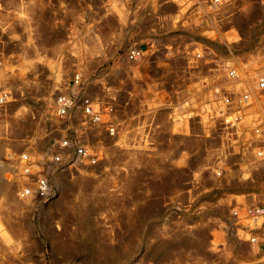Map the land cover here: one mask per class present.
I'll return each instance as SVG.
<instances>
[{
    "label": "rangeland",
    "instance_id": "1",
    "mask_svg": "<svg viewBox=\"0 0 264 264\" xmlns=\"http://www.w3.org/2000/svg\"><path fill=\"white\" fill-rule=\"evenodd\" d=\"M260 76L264 0H0V264H264V108L221 102ZM24 153L48 198L17 196Z\"/></svg>",
    "mask_w": 264,
    "mask_h": 264
},
{
    "label": "built area",
    "instance_id": "2",
    "mask_svg": "<svg viewBox=\"0 0 264 264\" xmlns=\"http://www.w3.org/2000/svg\"><path fill=\"white\" fill-rule=\"evenodd\" d=\"M215 2H220L221 0H214ZM142 54L141 49L134 48L131 49L128 52V57L131 59H136ZM230 77H237L236 70L230 69L228 71ZM74 85H78L80 83L79 76H75L73 78ZM257 87L262 92L264 91V76H260L257 80ZM261 95V94H260ZM7 96L6 92H3L0 94V103L5 100ZM256 100L258 104L264 108V97L262 96H253L250 92H242L238 99L232 100L229 96L225 95L222 97L221 102L222 106L225 108H229L233 105H237L239 108H244L249 106L253 103V100ZM55 109L56 114L59 117H65L69 110L74 106V98L72 95L68 93H60L55 97ZM79 108L81 110L83 120L91 125L98 124L101 122L102 114L103 113H111L113 108L109 103L106 104H95L90 98L83 97L79 101ZM240 111V109L238 110ZM220 116L222 117V123L225 128H232L235 127V124L239 121L241 118L240 115H226L224 110H220ZM231 117V118H230ZM108 130L110 134L114 133L115 125L110 124L108 125ZM229 130V129H228ZM259 130L256 129V132ZM70 147V142L67 139H62L58 142L57 148L58 153L54 154L50 160L55 162H61L62 161V151ZM73 149L75 152V156L77 157V160L79 162H82L84 159L90 161V163H95L96 157L92 154H90L86 147L76 144L73 145ZM257 155L260 157H264V150H259L257 152ZM19 163L21 165L22 175L26 177L27 181L29 182L26 186H23L17 190V196L19 198H40V199H46L48 198L51 193L52 189L50 187V184L47 180V178L42 174V171L37 168V163L34 162L31 157L24 153L20 155L18 158ZM220 174V172H217ZM233 214L235 216H239V213L237 210L233 211ZM264 216V202H262L259 205L250 206L247 207L245 210V218L248 219L251 223L257 222L259 218ZM255 238H253L254 240ZM3 255L0 252V257Z\"/></svg>",
    "mask_w": 264,
    "mask_h": 264
},
{
    "label": "bare ground",
    "instance_id": "3",
    "mask_svg": "<svg viewBox=\"0 0 264 264\" xmlns=\"http://www.w3.org/2000/svg\"><path fill=\"white\" fill-rule=\"evenodd\" d=\"M245 76V75H244ZM246 77V76H245ZM247 78V77H246ZM249 80V79H248ZM248 84H249V82H248ZM254 85V84H253ZM252 93V92H251ZM254 94V93H253ZM77 162H79L78 160H76ZM256 225V224H255Z\"/></svg>",
    "mask_w": 264,
    "mask_h": 264
}]
</instances>
